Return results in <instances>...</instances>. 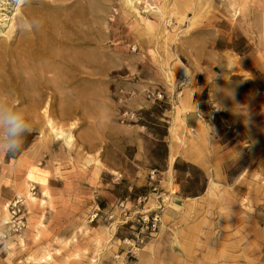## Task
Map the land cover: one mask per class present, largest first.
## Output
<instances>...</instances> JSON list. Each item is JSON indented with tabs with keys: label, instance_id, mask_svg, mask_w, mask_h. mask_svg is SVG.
Masks as SVG:
<instances>
[{
	"label": "rangeland",
	"instance_id": "1",
	"mask_svg": "<svg viewBox=\"0 0 264 264\" xmlns=\"http://www.w3.org/2000/svg\"><path fill=\"white\" fill-rule=\"evenodd\" d=\"M28 50L58 61L17 73ZM39 72L67 87L34 116L17 101ZM0 105L33 128L0 155V264L258 259L264 0H0ZM124 110L136 121L121 122ZM36 170L44 182L29 181ZM154 212L158 231H140Z\"/></svg>",
	"mask_w": 264,
	"mask_h": 264
},
{
	"label": "bare ground",
	"instance_id": "2",
	"mask_svg": "<svg viewBox=\"0 0 264 264\" xmlns=\"http://www.w3.org/2000/svg\"><path fill=\"white\" fill-rule=\"evenodd\" d=\"M52 33V32H51ZM47 35V34H46ZM42 40H45V39H42ZM49 40V39H48ZM46 41V40H45ZM56 41V40H55ZM43 42V41H42ZM64 43V42H63ZM46 44H47V42H46ZM45 46V45H44ZM44 46H43V48H44ZM32 47V46H31ZM41 47V46H40ZM21 48V47H20ZM25 48H27L26 46H25ZM29 48V47H28ZM27 48V49H28ZM42 48V47H41ZM41 48H39V49H41ZM31 49H33V48H31ZM48 49V48H47ZM26 50V49H25ZM29 50H30V48H29ZM28 50V51H29ZM53 50V49H52ZM27 51V50H26ZM35 51V50H34ZM38 51V50H37ZM40 51V50H39ZM42 51H45V50H42ZM57 53V52H56ZM20 54H22V52L20 51ZM20 54L15 58L16 60H15V63L16 64H14L15 66H14V68H12V69H14V71H16L17 73L18 72H20L23 68H25V69H27V70H29V72L31 71V73L32 72H36V71H41L42 72V70H44V71H52V68H53V64L51 63V61H53V62H56V61H58V59H52L51 58V60H49V61H47L46 62V57H45V61H43V62H40L37 58L38 57H36V56H32V55H30V51H29V55H24V54H26V52L24 53V54H22L21 56H20ZM24 55V56H23ZM34 55V54H33ZM56 55V54H55ZM38 56H40V55H38ZM46 56V55H45ZM48 58V57H47ZM50 58V57H49ZM48 58V59H49ZM58 58V57H57ZM70 58V57H69ZM42 59V58H41ZM60 59V58H59ZM74 68L75 69H77V70H80V68L79 67H81L84 63H85V59H81L80 57L78 58V57H74ZM62 61V60H61ZM65 61V60H64ZM63 61V62H64ZM75 62H76V64H75ZM12 63V62H11ZM55 64V63H54ZM65 64H66V62H65ZM13 65V64H12ZM60 65V64H59ZM72 66V65H71ZM60 67H61V65H60ZM55 68V67H54ZM59 68V67H58ZM83 68V67H82ZM71 69V68H70ZM73 70V69H72ZM11 71V70H10ZM25 71V70H24ZM26 73V72H25ZM38 73V72H37ZM40 73V72H39ZM43 73V72H42ZM42 73H40L39 74V76L38 77H34L35 79H36V85L34 86V87H32V88H27V92H25V94L24 95H22L21 93V95L22 96H20V94L19 95H17V96H20V98H18V101L17 102H23L24 100H30L32 103V107H31V109H32V111H30V112H32V113H30V114H33L34 116H39L38 115V109H39V107H41L47 100V102H50L51 103V101H52V99L54 100V98H55V93L56 92H58L57 90H62L63 91V89H66V87L67 86H65L64 84H63V82L61 83H59V82H56L55 81V78L53 79H51V78H47L46 76H45V74H42ZM48 74V73H47ZM12 75V74H11ZM33 75V74H32ZM54 76V75H53ZM57 76H58V74H57ZM19 78V77H18ZM17 78V79H18ZM62 78H64L63 76H62ZM66 78H67V76H66ZM59 80V79H58ZM60 80H62V79H60ZM59 80V81H60ZM23 81V80H22ZM33 81V80H32ZM35 81V80H34ZM67 81V80H66ZM16 82V81H15ZM65 82V81H64ZM19 83V82H18ZM27 83V82H26ZM22 84H23V82H22ZM19 85V84H18ZM24 85V84H23ZM9 86V85H8ZM11 86V85H10ZM37 86V87H36ZM21 87V86H20ZM36 87V88H35ZM83 87V89H84V86H82ZM68 88H69V86H68ZM21 89H22V87H21ZM10 90H12V89H10ZM8 91V90H7ZM10 92V91H9ZM8 92V93H9ZM13 92V91H12ZM27 93V94H26ZM9 94H11V93H9ZM77 95H76V97H75V101H79L80 100V98L83 96V92H81V91H79L78 93H76ZM13 95V94H12ZM11 95V96H12ZM10 96V95H9ZM8 96V98H10ZM16 96V97H17ZM46 97V98H45ZM14 99H15V97H14ZM82 99H84V97L82 98ZM70 102L72 101V100H69ZM47 102H46V104H47ZM29 107V108H30ZM46 112V111H45ZM34 118V117H33ZM41 171V170H40ZM40 173V172H39ZM41 174V173H40ZM41 175H43V174H41ZM27 178L29 179V181L30 180H33V181H40V182H44V178L43 177H41L40 175H38V172H37V170L36 171H29L28 173H27ZM43 185H44V183H43Z\"/></svg>",
	"mask_w": 264,
	"mask_h": 264
},
{
	"label": "clouds",
	"instance_id": "3",
	"mask_svg": "<svg viewBox=\"0 0 264 264\" xmlns=\"http://www.w3.org/2000/svg\"><path fill=\"white\" fill-rule=\"evenodd\" d=\"M32 125L25 115L11 105H0V155L14 157L23 146L25 134Z\"/></svg>",
	"mask_w": 264,
	"mask_h": 264
},
{
	"label": "built area",
	"instance_id": "4",
	"mask_svg": "<svg viewBox=\"0 0 264 264\" xmlns=\"http://www.w3.org/2000/svg\"><path fill=\"white\" fill-rule=\"evenodd\" d=\"M136 47L131 46V50L134 51ZM178 96V95H177ZM145 98L149 100L152 104L160 105V103L164 102V93L160 90H150L146 91ZM121 122H132L136 121V115L132 111L124 110L120 113ZM153 175V171L151 172ZM151 178H153L151 176ZM15 214V211H12ZM20 221L16 223V229L20 227ZM161 223V217L159 213L154 212L150 213V215H143L137 220V226L140 228V231H150V235L156 233L159 229ZM22 226V224H21ZM0 236H4L2 232H0ZM136 237H138V232L136 233ZM142 241V239H141Z\"/></svg>",
	"mask_w": 264,
	"mask_h": 264
},
{
	"label": "crops",
	"instance_id": "5",
	"mask_svg": "<svg viewBox=\"0 0 264 264\" xmlns=\"http://www.w3.org/2000/svg\"><path fill=\"white\" fill-rule=\"evenodd\" d=\"M258 232L259 233L254 237L255 239L253 238L256 245L259 246V254H257L258 259L256 260V262L254 261L253 263H248V264H262L261 261L262 259H264V235L260 234L262 232L261 229H258ZM182 246L185 248V242L184 244H182Z\"/></svg>",
	"mask_w": 264,
	"mask_h": 264
},
{
	"label": "trees",
	"instance_id": "6",
	"mask_svg": "<svg viewBox=\"0 0 264 264\" xmlns=\"http://www.w3.org/2000/svg\"><path fill=\"white\" fill-rule=\"evenodd\" d=\"M151 111H152V110H150V113H152Z\"/></svg>",
	"mask_w": 264,
	"mask_h": 264
}]
</instances>
